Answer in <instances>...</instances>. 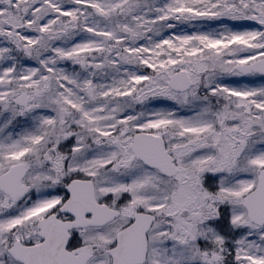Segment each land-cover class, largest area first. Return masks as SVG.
Segmentation results:
<instances>
[{
  "label": "snow or ice",
  "instance_id": "1",
  "mask_svg": "<svg viewBox=\"0 0 264 264\" xmlns=\"http://www.w3.org/2000/svg\"><path fill=\"white\" fill-rule=\"evenodd\" d=\"M0 264H264V0H0Z\"/></svg>",
  "mask_w": 264,
  "mask_h": 264
}]
</instances>
